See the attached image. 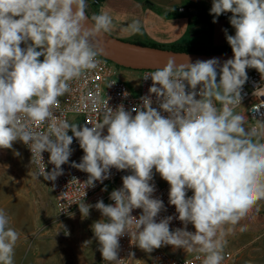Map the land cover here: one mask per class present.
<instances>
[{
    "label": "clouds",
    "instance_id": "obj_1",
    "mask_svg": "<svg viewBox=\"0 0 264 264\" xmlns=\"http://www.w3.org/2000/svg\"><path fill=\"white\" fill-rule=\"evenodd\" d=\"M87 6V0H0V148L23 142L38 157V175L55 181L63 174L61 165L69 162L75 137L84 155L71 166L89 174L84 188L103 183L112 168L131 172L111 192L114 204L102 199L94 205L79 203L82 218L93 207L102 215L91 227L105 261L120 264L119 240L127 233L148 253L171 245L204 254L202 264H222L218 232L222 236L223 225L235 224L264 199V126L246 129L245 117L234 111L241 104L246 69H256L264 79V0H212V22L230 12L235 29L234 35L224 30L234 55L220 67L219 82L215 58L191 63L185 56L187 62L179 65L169 58L143 77L151 78L149 93L167 116L146 95L130 111L123 104L113 110L106 101L103 121L91 127L57 121L54 115L70 82L100 65L103 49L97 37L113 26L106 12L89 18ZM128 29L140 33V22ZM45 121H51L48 133L30 127ZM44 151L55 166L50 172L45 171ZM153 169L169 184V204L185 228L170 231L172 216L156 221L164 204L153 198ZM133 209H142L139 218ZM189 223L194 232L186 230ZM19 237L0 209V264H14Z\"/></svg>",
    "mask_w": 264,
    "mask_h": 264
},
{
    "label": "built area",
    "instance_id": "obj_2",
    "mask_svg": "<svg viewBox=\"0 0 264 264\" xmlns=\"http://www.w3.org/2000/svg\"><path fill=\"white\" fill-rule=\"evenodd\" d=\"M43 61V56L39 57ZM101 61L100 65L94 70H88L83 73L78 79L70 82V91L59 98V108L55 109L54 115L59 120H67L69 123H76L78 126L86 125L91 127L96 123L102 122L104 117V109L106 101L108 107L115 110L119 105L123 104L125 110H131L135 106L142 104L141 97L150 95L152 99V107L159 109L155 94L149 93V88L152 86V80L149 77L145 80L143 77L155 70H144L138 72V82L136 86L130 85L129 81L119 78L121 69L115 64L97 57ZM248 79L242 86L241 90V104L235 107L234 111H241L245 117V128L257 127L258 130L264 126V79L261 74L254 68L246 69ZM220 77L217 75V82ZM110 85V86H109ZM200 86H197L196 91H199ZM260 88V89H258ZM257 90V91H256ZM186 91H191L186 87ZM256 91V94L254 92ZM127 92L125 97L123 94ZM199 99V96L196 97ZM217 107H220L217 103ZM161 114L167 116L163 112ZM135 113H133V116ZM31 129L36 133H48L51 127V121L36 122L30 124ZM72 136L71 130L67 133ZM104 134H107L106 129ZM53 139L56 137L53 136ZM21 142V141H20ZM25 148L30 160L33 174L45 187L52 193L54 197L55 214L59 218L70 216L69 213H76L79 211V203L94 205L97 201L103 200L105 204H114L110 199V194L113 190L122 187V177L129 175V170L118 171L115 168L110 170V176L105 179L103 183L96 181L95 187L84 188L83 184L89 174L72 167V162L79 163L84 155L83 150L79 146V141L73 137V143L70 145L72 154L69 162L61 165L63 174L58 176L55 181L45 180L43 176H39L41 165L36 163L38 157L32 156L29 147L21 142ZM50 153L44 151L42 153L43 163L45 164V171L50 172L55 166L49 163ZM150 183L154 184L155 192L153 198H158L163 201L164 209L155 218L157 222L167 216H172L170 222V231L178 228H185L183 222L177 217L175 206L169 204V184L159 182L154 176ZM106 189V190H102ZM84 193L85 196H84ZM193 193L188 191L187 195L191 196ZM264 208V199H260L248 211H260ZM133 216L139 218L142 214V209H133ZM191 223L187 225L186 230ZM120 248L118 250V259L120 264H202L204 254L197 251L188 256H179L168 253L162 249H154L148 253L140 249L134 241L132 243L129 234L120 237ZM130 253L134 256L130 257ZM224 260L222 264H236V254L229 249H223L222 252ZM199 257V258H198ZM94 264H111L105 261L99 252ZM115 264V262H112Z\"/></svg>",
    "mask_w": 264,
    "mask_h": 264
},
{
    "label": "rangeland",
    "instance_id": "obj_3",
    "mask_svg": "<svg viewBox=\"0 0 264 264\" xmlns=\"http://www.w3.org/2000/svg\"><path fill=\"white\" fill-rule=\"evenodd\" d=\"M234 34L235 29L230 25L227 35ZM212 46L231 48L223 28L216 30ZM120 69L119 78L136 86L138 72ZM16 152L20 155H15ZM153 174H158L155 169ZM0 209L13 219L10 226L24 235L22 242L29 247L28 261L39 264H94L100 245L91 226L102 219L101 213L93 207L87 218H82L80 211L74 213V217H57L54 197L33 175L29 157L19 140L13 142L10 149L0 148ZM66 231L70 235H65ZM187 231L194 232V226L191 224ZM221 232L222 236L219 232L218 236L223 249L236 254V264H264V209L248 212L235 224L223 225ZM159 249L179 256L195 252L171 245Z\"/></svg>",
    "mask_w": 264,
    "mask_h": 264
},
{
    "label": "crops",
    "instance_id": "obj_4",
    "mask_svg": "<svg viewBox=\"0 0 264 264\" xmlns=\"http://www.w3.org/2000/svg\"><path fill=\"white\" fill-rule=\"evenodd\" d=\"M87 5L86 11L90 17L104 12L110 15L113 26L107 34L127 42L150 43L164 47L209 44L210 48H214L212 44L216 30L223 28L228 31L231 25L230 12L215 17L220 24L212 22V0H87ZM136 20L140 22L141 32L132 34L128 25ZM235 113L242 115L241 111ZM154 177L159 182H165L159 174H154ZM9 220L13 223L12 218ZM19 234L14 264H39L27 260L29 247L22 242L24 235ZM35 248L38 251V247Z\"/></svg>",
    "mask_w": 264,
    "mask_h": 264
},
{
    "label": "water",
    "instance_id": "obj_5",
    "mask_svg": "<svg viewBox=\"0 0 264 264\" xmlns=\"http://www.w3.org/2000/svg\"><path fill=\"white\" fill-rule=\"evenodd\" d=\"M99 47L103 49L101 58L115 64L120 68L132 71L156 70L163 67L169 58L179 65L187 62L185 56L189 58L188 62L195 63L197 60L205 61L217 59L219 64L217 71L223 63L233 58V52L222 54H193L181 53L172 50H161L148 47H142L127 41L116 39L107 33L97 37Z\"/></svg>",
    "mask_w": 264,
    "mask_h": 264
},
{
    "label": "trees",
    "instance_id": "obj_6",
    "mask_svg": "<svg viewBox=\"0 0 264 264\" xmlns=\"http://www.w3.org/2000/svg\"><path fill=\"white\" fill-rule=\"evenodd\" d=\"M201 11V10H200ZM202 12V11H201ZM87 16L90 18V15L86 11ZM209 26H208V34H209ZM135 45H139L142 47H148V48H154V49H161V50H172L176 52H181V53H193V54H222V53H227L232 51L231 48H210V45H198V46H178V45H173L169 47H164V46H157L154 44L150 43H140V42H130Z\"/></svg>",
    "mask_w": 264,
    "mask_h": 264
}]
</instances>
